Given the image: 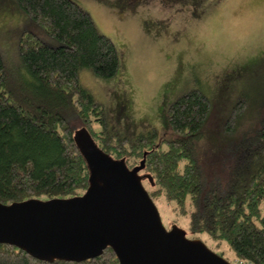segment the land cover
<instances>
[{
	"label": "trees",
	"instance_id": "16d2710c",
	"mask_svg": "<svg viewBox=\"0 0 264 264\" xmlns=\"http://www.w3.org/2000/svg\"><path fill=\"white\" fill-rule=\"evenodd\" d=\"M15 1L52 41L20 34L17 50L28 76H10L0 52V203L82 194L89 174L73 133L85 127L104 152L124 158L129 168L147 152L142 172L153 185L146 179L145 188L152 199L163 196L176 214L189 216L192 238L206 233L226 242L235 260L264 264V90L252 117L249 101L235 99L222 127L228 141L208 172L199 146L212 102L202 89L188 90L168 106V132L153 126L130 139L79 81L82 68L103 78L116 74L112 40L73 0ZM247 116L249 125L231 138ZM0 264L120 263L110 247L81 262H47L0 244Z\"/></svg>",
	"mask_w": 264,
	"mask_h": 264
},
{
	"label": "rangeland",
	"instance_id": "374dc122",
	"mask_svg": "<svg viewBox=\"0 0 264 264\" xmlns=\"http://www.w3.org/2000/svg\"><path fill=\"white\" fill-rule=\"evenodd\" d=\"M73 1L117 50L114 76L99 77L88 68L79 72L81 86L103 105L110 124L130 139L153 126L168 132V106L188 90L200 88L212 102L206 137L199 146L202 162L211 171L212 160L228 141L222 127L235 99L243 95L250 103L248 114L257 113L264 90V44L257 50L252 42L264 40V0ZM25 30L52 41L15 0H0V52L13 77L28 76L17 50ZM246 43L250 46L242 47ZM249 123L247 116L231 138ZM153 200L166 228L176 224L193 237L188 215L176 214L174 204L163 196ZM199 237L228 261L243 264L226 242L218 243L206 233Z\"/></svg>",
	"mask_w": 264,
	"mask_h": 264
},
{
	"label": "water",
	"instance_id": "95a60500",
	"mask_svg": "<svg viewBox=\"0 0 264 264\" xmlns=\"http://www.w3.org/2000/svg\"><path fill=\"white\" fill-rule=\"evenodd\" d=\"M73 141L88 169V186L68 198L0 203V244L53 262H81L110 247L120 264H235L176 224L166 228L141 173L147 152L129 168L104 152L85 127Z\"/></svg>",
	"mask_w": 264,
	"mask_h": 264
},
{
	"label": "clouds",
	"instance_id": "9594fccd",
	"mask_svg": "<svg viewBox=\"0 0 264 264\" xmlns=\"http://www.w3.org/2000/svg\"><path fill=\"white\" fill-rule=\"evenodd\" d=\"M260 44H264V40L252 42V45H254L257 48V50L259 49ZM248 46H250L248 43H246L245 45H242V47H248ZM245 55H247V53H245Z\"/></svg>",
	"mask_w": 264,
	"mask_h": 264
},
{
	"label": "flooded vegetation",
	"instance_id": "af4514ba",
	"mask_svg": "<svg viewBox=\"0 0 264 264\" xmlns=\"http://www.w3.org/2000/svg\"><path fill=\"white\" fill-rule=\"evenodd\" d=\"M127 3H131L132 2V0H131V2H129V1H126ZM132 6V5H131Z\"/></svg>",
	"mask_w": 264,
	"mask_h": 264
}]
</instances>
